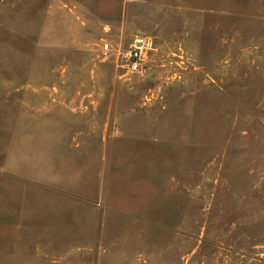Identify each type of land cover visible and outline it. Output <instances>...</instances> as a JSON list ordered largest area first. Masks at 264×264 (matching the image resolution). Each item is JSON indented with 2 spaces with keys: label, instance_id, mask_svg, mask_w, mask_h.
Listing matches in <instances>:
<instances>
[{
  "label": "rangeland",
  "instance_id": "374dc122",
  "mask_svg": "<svg viewBox=\"0 0 264 264\" xmlns=\"http://www.w3.org/2000/svg\"><path fill=\"white\" fill-rule=\"evenodd\" d=\"M0 264H264V0H0Z\"/></svg>",
  "mask_w": 264,
  "mask_h": 264
},
{
  "label": "built area",
  "instance_id": "2783aa9c",
  "mask_svg": "<svg viewBox=\"0 0 264 264\" xmlns=\"http://www.w3.org/2000/svg\"><path fill=\"white\" fill-rule=\"evenodd\" d=\"M126 54V72L130 74L140 73L146 66V59L149 52L154 50L153 43L149 40H136ZM100 51L105 56L111 54L114 49L111 43L104 41L100 47Z\"/></svg>",
  "mask_w": 264,
  "mask_h": 264
},
{
  "label": "crops",
  "instance_id": "0c3cea01",
  "mask_svg": "<svg viewBox=\"0 0 264 264\" xmlns=\"http://www.w3.org/2000/svg\"><path fill=\"white\" fill-rule=\"evenodd\" d=\"M10 193H11L10 198H11V203H12V205H13V206H17V202H18L17 191H16L15 189L11 188V189H10ZM19 199H21V198L19 197ZM19 201H20V200H19ZM14 203H15V204H14ZM1 206H2V205H1ZM28 206H30V205H28Z\"/></svg>",
  "mask_w": 264,
  "mask_h": 264
}]
</instances>
